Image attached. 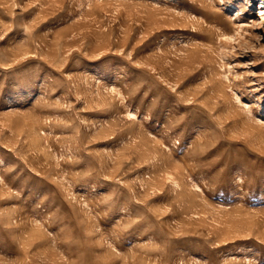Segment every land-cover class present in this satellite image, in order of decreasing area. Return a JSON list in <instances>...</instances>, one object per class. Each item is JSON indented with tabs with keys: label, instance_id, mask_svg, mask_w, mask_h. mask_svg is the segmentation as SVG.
<instances>
[{
	"label": "rangeland",
	"instance_id": "obj_1",
	"mask_svg": "<svg viewBox=\"0 0 264 264\" xmlns=\"http://www.w3.org/2000/svg\"><path fill=\"white\" fill-rule=\"evenodd\" d=\"M0 264H264V0H0Z\"/></svg>",
	"mask_w": 264,
	"mask_h": 264
}]
</instances>
